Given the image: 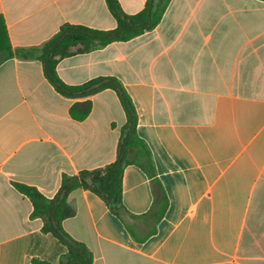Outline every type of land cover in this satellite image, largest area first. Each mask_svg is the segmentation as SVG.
Masks as SVG:
<instances>
[{"label": "crops", "instance_id": "crops-1", "mask_svg": "<svg viewBox=\"0 0 264 264\" xmlns=\"http://www.w3.org/2000/svg\"><path fill=\"white\" fill-rule=\"evenodd\" d=\"M117 1L128 15L146 3ZM0 15L14 49L64 25L116 27L105 0H0ZM56 73L68 86L118 79L151 163L123 168L122 220L88 190L69 194L62 228L92 264H264V0H170L152 30L63 58ZM85 101L89 115L74 120ZM124 123L111 90L71 99L36 58L0 65V264H57L65 248L14 184L54 198L63 176L116 161Z\"/></svg>", "mask_w": 264, "mask_h": 264}, {"label": "trees", "instance_id": "trees-1", "mask_svg": "<svg viewBox=\"0 0 264 264\" xmlns=\"http://www.w3.org/2000/svg\"><path fill=\"white\" fill-rule=\"evenodd\" d=\"M170 0H146L143 9L133 15L125 14L117 0H105L109 12L116 22L113 30L100 31L81 26L64 25L59 32L40 48L14 49L10 43L4 18L0 15V65L17 58H36L42 63L45 79L63 97L82 99L104 90L113 91L120 102L125 116L121 127L116 161L102 169L81 171L77 176H63L61 185L52 199L45 198L33 187L14 184L16 190L27 197L32 204V219L42 221V234H48L65 248L57 264H92L93 255L85 245L73 240L62 228V221L74 216L68 204L69 194L84 189L100 197L118 219L127 214L122 205V171L130 163H137L144 170L151 169L146 145L136 133L137 114L122 83L114 77H98L79 86L64 84L56 73L58 62L74 54L88 53L101 49L113 42H126L155 28ZM91 111L89 101L75 103L70 108L74 120L83 121ZM130 149H135L132 159ZM32 264H51L32 259Z\"/></svg>", "mask_w": 264, "mask_h": 264}]
</instances>
